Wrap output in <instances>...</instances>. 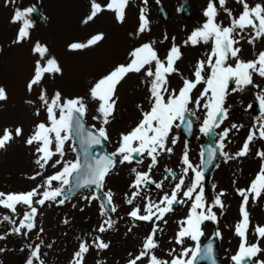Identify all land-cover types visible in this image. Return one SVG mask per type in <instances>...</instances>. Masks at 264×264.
<instances>
[{"label":"snow or ice","instance_id":"6c2138e0","mask_svg":"<svg viewBox=\"0 0 264 264\" xmlns=\"http://www.w3.org/2000/svg\"><path fill=\"white\" fill-rule=\"evenodd\" d=\"M3 2L5 5L14 4L16 0ZM235 2L241 6L238 15H234L233 11L226 7L227 0H207V6L202 13L205 17L204 22L183 41L185 46L210 45L206 58L195 63L192 78L183 76L176 67L177 61L182 57L180 46L173 44L167 55L161 58L154 47L155 41H152L142 43L129 51L126 63L116 65L95 81L88 89L87 97L68 98L62 96L59 91L49 97L46 90L40 87L42 81L46 75L62 74V69L55 58L48 56L49 50L46 46L39 42L33 46V52L39 58L35 62L34 74L27 84V89L31 92L34 86L40 87L38 95L40 107L36 109L35 115L39 116L42 109L46 113V120L34 125L25 144L34 148V163L39 169L28 179L35 181L40 177L42 182L27 192H0V208L11 214L0 216V223L7 222L12 225L8 233L0 235V240L11 234L27 236L37 226L36 217L41 214L39 208L52 203L63 205L68 199L65 193H75L80 189L91 190L90 195L83 197L89 203L94 200L102 201L100 215L105 219L97 230L105 233L117 223L110 215L117 212V206L114 204L115 194L111 189L104 190L106 178L118 164H136L144 166L146 170L141 171L137 167L130 169L133 179L128 185L130 191L124 194L123 201L126 205L132 206L127 212L128 218L132 221L128 231L131 232L132 228L137 226L136 222L150 224L151 231L143 240L141 250L136 254L129 253L130 259L127 264H144L145 261L147 264H194L198 259H206L210 264H216L212 243L201 248L199 241L204 235L205 222L218 223L214 209L225 207L222 200L225 193L219 192L211 202L206 200L205 171L213 164L217 150L227 162L248 155L250 145L257 138L264 140V88H260L254 81V76L264 79V50L259 51L254 59L244 61L239 55L241 48L237 47L245 39L253 46L257 41L264 40V0L254 5H250L248 0ZM143 3L147 5L148 0H143ZM128 6L129 0H106L103 4L97 0H90L89 14L82 23L89 24L104 11L113 12L117 22L122 23ZM35 11L34 6L15 8L11 22L20 26L14 43H21L30 38L33 22L29 17ZM221 11L229 18L227 26L218 22ZM145 12V8L140 10L135 35L149 30ZM103 39L104 34L98 33L92 35L86 42L71 43L69 49L83 50L97 45ZM164 39L168 37L165 36ZM129 74L142 75L141 83L147 87L149 107L144 109L138 105L141 118L131 130L120 134L118 146L113 152L96 155L93 151L94 146H103L104 142H110L106 126L111 123L117 106V86ZM173 74H179L181 77L182 85L178 89L170 87L169 77ZM231 84L235 87L230 88ZM249 86L259 89L255 98L259 103L261 118L253 125L254 130L250 129L239 151L234 155L224 151L225 142L229 141V133L232 130L239 131L242 127L232 124L230 128L225 127L217 134L219 139L215 148L207 149L206 160L202 159L200 165L192 164L186 145L181 157L183 165L181 175L177 176L175 171L165 168L163 179L156 181L152 178L160 160L165 155L171 156L173 147L178 142L177 137L173 135L174 129L184 127L186 132H191L193 125L189 117H196V113L203 110L199 132L205 136L214 134L215 130L228 119L229 111L225 107V101L229 91L242 92ZM194 92L198 94L194 95ZM5 99L6 92L0 87V101ZM90 103L94 105L96 113L91 119L97 121L98 126L93 124L88 127L85 124ZM248 107L251 108L252 105L249 104ZM22 136L23 129L19 126L14 130L4 128L0 132V149H5L16 138ZM66 145L70 146L73 152H78L74 160L64 159ZM256 155L264 161V151H257ZM49 168L55 171L46 175ZM189 172L192 173V177L190 184L186 185L185 178L189 176ZM165 181H175L170 192L164 191ZM149 185H154L162 195L153 199L148 189ZM212 187L215 189L216 186ZM237 194L242 198L241 219L234 226V233L240 238V243L231 260L233 264H251L254 257L264 252L259 243L264 240V226L257 225L254 228L257 242H248L250 219L247 211L250 198L255 202L264 196V163L249 186L246 189H237ZM138 199L143 201L142 207L135 203ZM178 204L188 205L187 215L177 221L178 230L173 238L174 243L181 246V250L177 254L173 248L167 253L171 259H162L155 254V250L160 247L157 236L163 231L160 224L168 223L166 216L173 212L174 206ZM17 206L24 208L18 222L13 218L17 216ZM64 223L67 224L68 220L66 219ZM40 232H43L42 228ZM215 235L219 237L220 232L217 230ZM186 240L195 242V246L184 247ZM27 247L31 251L26 264L34 262L43 264L40 259V244L34 248L32 245ZM91 247L103 251L109 248V244L97 236ZM89 250L90 245L86 241H81L78 250L73 254L71 264H84L85 255ZM97 264L101 262L98 261ZM255 264H264V261L257 260Z\"/></svg>","mask_w":264,"mask_h":264},{"label":"rangeland","instance_id":"374dc122","mask_svg":"<svg viewBox=\"0 0 264 264\" xmlns=\"http://www.w3.org/2000/svg\"><path fill=\"white\" fill-rule=\"evenodd\" d=\"M159 1H162L170 12L167 22L162 21L157 13V0H148L147 5L143 3V0H129V6L125 10V19L122 23L117 22L113 12L104 11L90 24L83 26L84 30L80 33L77 29L81 30L79 23L87 10L82 6L81 0H16L14 4L7 5L4 4L3 0H0V75H2L0 76V87L5 90L7 96V99L0 101V132L4 128L14 130L18 126L23 129L25 127L24 121L30 124L28 129L24 130L22 137L16 138L5 149H0V192H27L42 182L40 177H37L35 181L28 179L39 169L34 163V148L25 144V140L31 134L34 125L46 120V113L42 109L39 116L35 115L36 109L40 107V101L38 100L40 87L46 90L49 97L56 91L68 98L87 97L90 86L110 72L116 65L126 62L128 58L124 57L125 52L129 49L132 50L141 40L155 41L154 47L161 58L167 55L173 44L180 46L182 56L189 54V56L183 57L184 59L185 57H190L189 68H191L192 64L195 65L198 60L206 58L210 51V45L185 46L183 41L204 22L205 17L202 13L207 6V0H189L192 9V16L189 19L179 13V0ZM87 2L89 0L85 1V6L90 8V5L87 6ZM261 2L262 0H248L250 5ZM34 5L38 7L39 19L35 20L32 14L29 17L33 22V27L30 29V38L21 43H14L18 27L20 26L18 23L11 22L15 8L20 7L23 9ZM226 7L230 8L234 15H238L241 11V6L235 0H227ZM142 8L146 9L145 15L149 21V30L135 35ZM56 20H59V22L64 21V27L60 28L58 35L52 30V25ZM218 22L227 26L229 18L221 11ZM66 24L70 25L68 30H64ZM150 25L153 27L152 29H150ZM96 30L103 32L105 36L97 45L83 50L69 49V45L74 42L72 40L81 38L84 33L89 34ZM165 36L168 39H164ZM173 37L175 38L174 40ZM37 42L48 48V56L56 59L62 69V74L46 75L41 86H34L33 91L29 92L27 84L34 74L35 62L39 58L33 52V46ZM237 47L241 48L239 55L242 60H252L259 51L264 50V40L257 41L253 46L249 45L245 39ZM105 50L110 52L108 56L103 55ZM182 59L176 63L178 72L183 73L185 77L192 78V71H184L185 67H182ZM230 63H234V61H230ZM142 79L141 74H131L117 86L118 101L115 112L125 111L132 114L131 119L138 117V105L132 103H134L136 98H141L146 93L147 87L141 83ZM169 80L171 88L178 89L182 85L179 74H173L169 77ZM254 81L260 85V88H264V79L254 76ZM232 87H235V85L231 84L230 88ZM199 88H202V86H199ZM258 92L259 89L249 86L245 91H242L243 96L241 95L240 98L235 99V92L229 91L225 101L229 116L221 127L217 129V134L225 127L230 128L232 124L242 125L239 131L232 130L229 133V141L225 142L224 151L230 155H234L241 149L250 129L254 130L253 125L261 118L259 103L255 98ZM197 94V92H194V95ZM28 101L33 103H28ZM249 104L252 105L251 108L248 107ZM21 107H26L29 119H21L17 113L13 112L14 108ZM130 108H133V111ZM89 109V114L85 117L86 123L89 126L93 124L98 126V122L91 119L96 114L92 103L89 104ZM237 109H239V113L236 111ZM115 112L111 123L106 126L110 136V142H106V145L110 152H113L118 146V144L113 143L116 140L115 131L121 127L123 132H127L126 129L129 128L130 124L128 123L124 126L122 125L124 122H122V124L116 125ZM202 119L203 110L196 113V127L194 138L191 142H187L178 129L173 130V135L177 137L178 141L176 144L182 152L185 151V146L187 145L189 159L194 166L200 165V146L204 140V135L199 132ZM216 139H219L218 135H216ZM22 141L23 143H20ZM257 151H264V140L257 138L250 145L249 154L244 157L225 162L224 157L220 156L211 169L210 184L205 189V196L207 195L208 198L214 197L213 193L216 187L213 189L212 185L216 186L220 183V186H223L221 179L233 178L235 172H241L244 167L249 168V173L260 169L264 161L256 155ZM75 158L76 153L71 150L70 146L66 145L64 159L74 160ZM131 167H137L141 171L146 170L141 165L118 164L106 178L104 190L111 189L115 194L114 204L117 206V212L110 214L111 218L117 221L112 229L105 233L98 232L97 229L105 217L100 215L98 200L89 203L83 199L84 196H88L91 193L90 190L85 189L68 198L63 205L52 203L39 208L41 214L36 217L37 226L27 236L11 234L0 240V249H3V251H0V264H24L31 251L27 246L32 245L34 248L37 244H40V259L43 264H71L73 254L78 250V245L81 241H86L90 245V250L84 258V264H97L98 261L101 264H127L130 259L129 253H138L141 250L143 240L151 231V225L145 222H136L137 226L133 227L131 232L128 231L129 227L132 226V221L128 218L127 212L132 206L126 205L123 201L124 194L130 191L128 185L133 179L130 172ZM166 167L174 168L177 171V176L182 174L183 165L181 164V159L174 156L161 159L153 172L152 178L156 181L163 179L164 168ZM53 171L55 170L49 168L45 174L50 175ZM191 177L192 173L189 172V176L185 178L186 185L190 184ZM174 183L175 181H165L164 191L170 192ZM148 189L153 199H157L159 195H162V192L155 189L154 185H149ZM135 203L140 204L141 207L143 206L142 200L138 199ZM174 208L175 210L169 213L168 217L184 218L187 215L188 205L184 206L181 204ZM23 211V207L17 206V216L13 217L17 219V222L19 217H22ZM214 211L218 217L220 209L216 208ZM4 214L11 215L7 210L0 208V216ZM66 219L68 220L67 224L64 223ZM167 220L168 224L162 226V223L160 226L167 232V235H169L168 239H170L173 235L172 232L176 230V225H173L172 218H167ZM222 224L223 222L220 226ZM11 227L12 225L7 222L0 223V235L8 233ZM41 228L43 229L42 233L40 232ZM89 231L91 232L90 234ZM213 231L214 227H212L210 222L203 225L204 236L209 235ZM97 236L109 244L108 249L98 251L91 247L93 240ZM173 238L174 236L169 242L168 239L161 240L162 234L160 233L157 236L160 247L155 252L159 251L161 255L164 251L168 252L175 248ZM41 240H43V244H41ZM249 243H253V241L249 240ZM259 243L260 247L264 249V240ZM48 245H51V247ZM186 246L194 247L195 244L193 241L188 240L184 244V247ZM219 246H221V243H219ZM231 246L230 258L238 249V247L233 249L234 243H231ZM218 253L223 260L221 247ZM257 260L264 261V252L253 258V264ZM230 262L223 260L222 264H230ZM36 263L39 264V262ZM144 264H147V262L145 261Z\"/></svg>","mask_w":264,"mask_h":264},{"label":"bare ground","instance_id":"6f19581e","mask_svg":"<svg viewBox=\"0 0 264 264\" xmlns=\"http://www.w3.org/2000/svg\"><path fill=\"white\" fill-rule=\"evenodd\" d=\"M85 1L86 0H81L82 6L85 8V10L86 9L87 10L84 13V17L83 18L81 17V20H80V23H79L80 24L79 27H80L81 30L77 29V31H79L80 33L83 32L82 30H84L83 26L85 27V26L88 25V24L85 25V24L82 23L83 19L89 14V9H90V8L85 6ZM82 6H81V8H82ZM63 23H64L63 20L60 21V22H59V20H56L55 23L52 25V30L54 31V33L56 35H58V31L60 30V28L64 27ZM69 26H70L69 24H66V27H65L64 30H68ZM94 32L95 31H93V32H91L89 34H85L84 33V34H82L83 36L81 38H77V39H74L72 41H74V42H84ZM129 51H131V49L126 51L125 55L123 54L124 57L128 58ZM1 52H3V51H1ZM109 53L110 52L108 50H105L103 55L108 56ZM184 56H189V54L183 55L182 58ZM12 58H11V60H12ZM124 63H126V62H124ZM182 67H185L184 71L185 70L193 71V68H194L193 64H192L191 68H189L190 67V57H188V58L185 57V59L184 58L182 59ZM180 72H183V71H180ZM130 75L131 74H129V76ZM0 76H2V75H0ZM128 77H126L125 80ZM198 88H199V86H198ZM147 93L148 92H147V88H146L145 95L143 97H141V98H136L134 103H132V104L140 105L144 109H146L147 108L146 98L148 97ZM235 96L236 97H240L241 93L240 92H236ZM26 110H27L26 107H21V108H17V109L14 108L13 112L17 113L18 117L21 118V119H29ZM130 110L133 111V108H130ZM137 111H138V117L134 118L135 120L131 119V117L133 116L132 114L126 113L125 111H121L119 113L115 112L116 125L122 124V122H124V124H122V125L125 126L128 123H130L134 127L138 123L139 119L141 118L140 110L137 109ZM236 111L239 113V109H237ZM116 114H117V116H116ZM132 121H134V122L132 123ZM24 123H25V127L23 128V133H24V130H27L29 125H30V124H28L27 121H24ZM116 128H118V126H116ZM116 131H117V133H116ZM116 131H115V139L117 140V139L120 138V133L122 131L121 127H120V129H117ZM20 143H23V141L20 142ZM182 154H183V152L181 151L180 147L176 144L173 147L172 155L171 156L165 155L162 159H167V157H174V156H177V158L179 159V158L182 157ZM259 170L260 169H258L256 172L249 173L250 172L249 168L244 167L241 172H235V175H234L233 178L221 179V182L223 183V186H220V183L217 185V189H216V193L215 194H218L221 191H223L225 193V195L222 197V200L224 201V205H225V207L223 208V213H222V216H223L222 230L224 232L225 238L228 239V243H230V242L232 244L234 243V246H236V244L240 241V238L237 235H235V233H234V226L241 219L240 205H241V202H242V198L237 194V189H246L249 186L250 182L255 178V176L259 172ZM250 201H251V198H250ZM261 203L264 204V201L261 200ZM251 207H254V209H256L257 206L254 204V202L253 203L249 202L248 207H247V211H248L249 219H250V226H249V230H248L249 234H251L254 231L255 226L257 224H259L260 222H262L263 218H264V216H263L264 214L263 213H259V212L255 211V210H252ZM223 244L226 245V242H223ZM221 249H222V246H221Z\"/></svg>","mask_w":264,"mask_h":264},{"label":"water","instance_id":"95a60500","mask_svg":"<svg viewBox=\"0 0 264 264\" xmlns=\"http://www.w3.org/2000/svg\"><path fill=\"white\" fill-rule=\"evenodd\" d=\"M181 8L182 10L186 13V14H189V5H188V2L186 0H183L182 3H181ZM36 9V8H35ZM160 10V13L163 17L166 16L167 14V11L162 7V5L160 6L159 8ZM35 16L37 17V11H35ZM189 119L192 121V117H189ZM192 125H193V122H192ZM184 129V127H181ZM188 135L190 134V132H186ZM214 134H209L208 135V139H207V142L206 144L204 145V159L206 160V154H207V149L208 148H213L211 143H212V138H213ZM77 148H78V145H76ZM94 147H97L98 148V152L96 153V155H102L104 154V149H103V146H94ZM81 190V189H80ZM79 191V190H77ZM75 191V193L77 192ZM74 193H65L64 195L66 197H68L69 195H73ZM215 255V249L213 248V256ZM214 259H215V256H214ZM201 260V259H200ZM205 262L209 263L210 264V261L204 259ZM217 264V263H216Z\"/></svg>","mask_w":264,"mask_h":264}]
</instances>
